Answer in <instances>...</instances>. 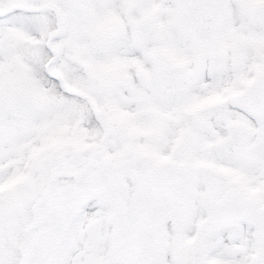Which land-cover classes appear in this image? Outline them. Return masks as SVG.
<instances>
[{
	"label": "snow or ice",
	"instance_id": "obj_1",
	"mask_svg": "<svg viewBox=\"0 0 264 264\" xmlns=\"http://www.w3.org/2000/svg\"><path fill=\"white\" fill-rule=\"evenodd\" d=\"M0 264H264V0H0Z\"/></svg>",
	"mask_w": 264,
	"mask_h": 264
}]
</instances>
